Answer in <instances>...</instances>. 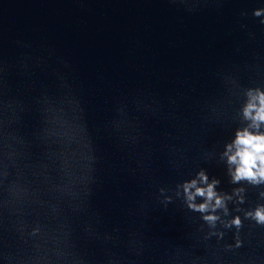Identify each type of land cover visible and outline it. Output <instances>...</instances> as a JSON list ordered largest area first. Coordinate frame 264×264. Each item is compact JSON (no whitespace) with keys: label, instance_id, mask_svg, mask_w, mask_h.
<instances>
[{"label":"water","instance_id":"water-1","mask_svg":"<svg viewBox=\"0 0 264 264\" xmlns=\"http://www.w3.org/2000/svg\"><path fill=\"white\" fill-rule=\"evenodd\" d=\"M258 8L264 0H0L6 95L25 107L11 128L26 141L0 137V264H264V227L244 220L243 245L225 250L233 232L205 240L200 215L174 195L163 208L158 192L204 168L220 191L247 189L241 208L264 203V187L231 184L219 158L245 124L246 89H264ZM81 122L97 157L90 196Z\"/></svg>","mask_w":264,"mask_h":264},{"label":"clouds","instance_id":"clouds-1","mask_svg":"<svg viewBox=\"0 0 264 264\" xmlns=\"http://www.w3.org/2000/svg\"><path fill=\"white\" fill-rule=\"evenodd\" d=\"M241 15L245 16L247 13H241ZM252 15L254 17L264 16V9L253 10ZM259 23L264 25V19H260ZM241 27L246 28L247 26L241 25ZM249 36L254 38V33L249 32ZM24 46L28 47L25 44ZM30 61L31 57L21 61V70L26 76L30 75ZM6 77V66L0 62V137L7 135L22 146L26 143L24 137L20 135L18 128H11V125H20L25 107L22 100L7 97L6 90L9 85ZM244 95L245 102L240 114L245 124L236 129L234 138L224 145L219 158L226 165L231 184H247L254 188H261L264 187V89L250 87L246 89ZM5 112L10 113L7 125L3 119ZM78 127L80 136L86 141L87 146L88 172L84 178V193L85 196H90L89 185L95 182L92 173L97 157L88 138L86 124L81 122ZM42 131L45 136L48 135L47 128ZM7 176L8 171L5 167L0 171V183L6 180ZM220 183L221 181L215 177L210 179L207 170L201 168L191 179L178 183L174 192L171 189L160 187L158 192L162 199H159V202L163 208L167 209L174 195L189 211L198 213L202 221L201 228H207L204 235L205 240L215 237L219 242L224 240L227 232H233L234 243L224 245L225 250H232L243 245L240 232L244 227V220H250L264 227V203H258L254 208L243 209L240 205L246 202L247 189L243 186L234 187L231 193H228L218 190ZM9 190L15 192L16 188L12 186ZM170 192L173 194H169ZM259 197L264 200V190L259 192ZM230 204L235 207L230 208ZM38 231L39 228L33 229L34 234ZM95 236L103 243H108L113 239L108 233H95ZM80 264H86V262L81 259ZM106 264H118V261L109 257Z\"/></svg>","mask_w":264,"mask_h":264}]
</instances>
